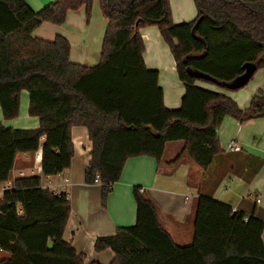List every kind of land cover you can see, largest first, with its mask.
I'll use <instances>...</instances> for the list:
<instances>
[{
  "label": "trees",
  "instance_id": "trees-1",
  "mask_svg": "<svg viewBox=\"0 0 264 264\" xmlns=\"http://www.w3.org/2000/svg\"><path fill=\"white\" fill-rule=\"evenodd\" d=\"M95 1L55 0L36 12L27 0H0V106L6 120L17 118L27 91L29 114L39 119L36 129L0 120V184L11 178L20 153L40 148L44 175L70 168L72 128L84 126L92 142L86 183L100 176L105 205L128 159L147 155L160 163L167 143L184 141V151L207 170L225 154L226 117L264 118V92L241 108L225 93L199 86L214 82L194 74L232 82L247 63L264 68V0H194L197 17L183 23L174 22L169 0H98L108 26L101 61L92 67L71 61L66 37L33 35L44 23L64 24L69 11L82 7L91 18ZM148 26L159 28L175 58L185 86L179 108L165 106L159 71L145 63L141 29ZM140 188L133 189L136 224L95 241L96 252H114L110 264H264V219L256 207L234 210L199 192L194 240L181 246ZM71 210L68 194L45 190L39 176L17 178L0 199V246L9 254L0 264H85V255L64 239Z\"/></svg>",
  "mask_w": 264,
  "mask_h": 264
},
{
  "label": "crops",
  "instance_id": "crops-1",
  "mask_svg": "<svg viewBox=\"0 0 264 264\" xmlns=\"http://www.w3.org/2000/svg\"><path fill=\"white\" fill-rule=\"evenodd\" d=\"M27 1L31 8L38 12L55 0ZM169 2L175 23L189 22L197 17L194 0ZM107 26L108 20L104 18L99 1L96 0L91 18L87 17L86 8L82 7L69 11L64 24L44 23L34 30L33 35L45 40H54L57 35L66 37L71 44V61L92 67L101 61ZM141 34L145 43L144 60L149 69L159 71V84L164 90L165 106L179 108L185 94V86L178 76L176 61L169 45L157 26L142 28ZM254 76L257 80H254L252 88L246 86L236 90H220L200 81L197 84L221 91L235 100L241 108H248L252 97L259 94L258 91L264 92V68L256 71ZM20 102V115L10 120L4 118L0 106V120L6 127L38 128V117L29 114L30 97L27 91L21 93ZM72 138L75 156L71 167L60 175L48 178L43 174L40 148L36 152L20 153L17 156L11 178L6 183L13 186L19 177L37 175L41 178L42 185L53 181L57 191L68 194L72 210L64 239L85 255V264L92 261L110 264L114 259L111 249L96 252L95 241L98 237L113 235L119 227L136 224L137 203L133 194L135 186L143 188V194L154 202L162 225L181 246L193 243L199 192L216 196L218 200L247 213H251L256 207L259 216L264 219V118L240 123L233 117H226L220 127V145L225 154L217 157L207 170L202 169L184 151V141L167 143L160 163L147 155L128 159L122 176L114 184L105 205L102 201V186L86 183L85 173L92 150L88 129L84 126H74ZM222 139L226 140L225 142L236 141L242 146V150L226 151V144L223 147ZM180 154L181 158L174 162ZM229 172H232L233 176L225 186L226 190L216 191L218 182L228 177ZM7 256L9 254L6 252L0 254V258Z\"/></svg>",
  "mask_w": 264,
  "mask_h": 264
},
{
  "label": "water",
  "instance_id": "water-1",
  "mask_svg": "<svg viewBox=\"0 0 264 264\" xmlns=\"http://www.w3.org/2000/svg\"><path fill=\"white\" fill-rule=\"evenodd\" d=\"M244 68H245V72L239 77H237L235 80H233L232 82L218 81L212 76L204 73H194V74L199 78L209 80L211 82H214L216 85L225 87L229 90H236L246 86L250 82L251 78L254 76L257 70V67L254 63H247L245 64Z\"/></svg>",
  "mask_w": 264,
  "mask_h": 264
},
{
  "label": "built area",
  "instance_id": "built-area-1",
  "mask_svg": "<svg viewBox=\"0 0 264 264\" xmlns=\"http://www.w3.org/2000/svg\"><path fill=\"white\" fill-rule=\"evenodd\" d=\"M225 150L228 151V152H240L242 150V146L240 144H238L236 141L234 140H231L229 141L226 146H225ZM61 173L57 174V175H60ZM46 176V175H45ZM46 177H50V176H46ZM65 181L67 182L68 179H65ZM95 183L96 184H100V176L97 175L96 178H95ZM12 185V184H11ZM42 188H44L45 190H49V191H52L54 192L55 194H60V193H64V192H59L57 191L55 188H54V184H53V181H49L48 184L46 185H42ZM10 189L9 186H4L0 189V199L3 197V194L6 190ZM140 192L143 193L144 192V189L143 188H140ZM234 210H237L236 208H234ZM4 250L3 248L0 246V254L3 253Z\"/></svg>",
  "mask_w": 264,
  "mask_h": 264
},
{
  "label": "rangeland",
  "instance_id": "rangeland-1",
  "mask_svg": "<svg viewBox=\"0 0 264 264\" xmlns=\"http://www.w3.org/2000/svg\"><path fill=\"white\" fill-rule=\"evenodd\" d=\"M256 78V76H254V78L246 85V86H251V88H252V86H254V85H252V84H254L255 83V81L254 80H257V79H255ZM201 83H204V84H207V85H211V86H214L215 88H217V89H220V90H229V89H225V88H223V87H220L219 85H216V84H214V83H209V82H205V81H200ZM254 82V83H253ZM246 86H244V87H246ZM244 87H242V88H244ZM258 93H261V92H259L258 91ZM226 140H224V139H222L221 140V143H222V145H223V147L225 146V144H227L228 142H225ZM231 176H233L232 175V172H229V174H228V177H224V178H222V181H219L218 182V185L216 186L217 188V190L216 191H223V190H226V185L228 184V181H230V177ZM4 186H9L10 188L12 187V185H11V183H6V184H3V185H0V189L2 188V187H4ZM218 193H220V192H218ZM217 195H219V194H217ZM214 198H216V196H213ZM217 199V198H216Z\"/></svg>",
  "mask_w": 264,
  "mask_h": 264
}]
</instances>
